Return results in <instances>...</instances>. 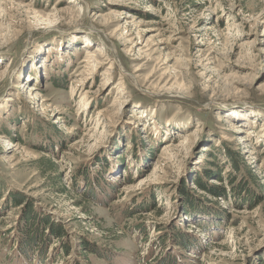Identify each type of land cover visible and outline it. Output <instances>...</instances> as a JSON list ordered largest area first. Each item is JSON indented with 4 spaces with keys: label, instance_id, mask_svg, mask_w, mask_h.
<instances>
[{
    "label": "rangeland",
    "instance_id": "1",
    "mask_svg": "<svg viewBox=\"0 0 264 264\" xmlns=\"http://www.w3.org/2000/svg\"><path fill=\"white\" fill-rule=\"evenodd\" d=\"M2 1L0 264H264V0Z\"/></svg>",
    "mask_w": 264,
    "mask_h": 264
},
{
    "label": "bare ground",
    "instance_id": "2",
    "mask_svg": "<svg viewBox=\"0 0 264 264\" xmlns=\"http://www.w3.org/2000/svg\"><path fill=\"white\" fill-rule=\"evenodd\" d=\"M3 1L2 0H0V3H2ZM60 9H58V8H56L55 7V11H54V13L55 12H57V11H59ZM104 44H106V43H104ZM107 45V44H106ZM96 50H98V49H96ZM101 49H99V54H100V51ZM102 52H103V50H102ZM105 53V52H104ZM97 54V53H96ZM92 56H96V55H93L90 51H89V49L86 51V54L84 55V56H82L81 57V60H80V63L82 64V63H85V64H83V65H81V66H86V63H93L92 65H95V60L93 59L92 60ZM115 57V56H114ZM96 58V57H95ZM117 59V58H116ZM97 61V60H96ZM115 61V60H114ZM113 62V61H112ZM80 67V66H79ZM87 67V66H86ZM81 68V67H80ZM79 69V68H78ZM83 78V77H82ZM89 79V78H88ZM80 82V81H79ZM82 82H83V84H86L87 83V78H85L84 80L82 79ZM78 83V82H77ZM81 85V84H80ZM88 91H86V92H84V96L81 98V99H85V98H88ZM86 102V101H85ZM42 107H44V105L42 104ZM44 110V109H43ZM223 118V117H222ZM235 131H237V132H244L245 131V129H243V127L242 126H239ZM190 135V134H189ZM170 142V141H169ZM167 142V143H164V144H167V145H165V147L162 149L163 151H168V148L170 147V146H173L174 145V142ZM176 144V143H175Z\"/></svg>",
    "mask_w": 264,
    "mask_h": 264
},
{
    "label": "trees",
    "instance_id": "3",
    "mask_svg": "<svg viewBox=\"0 0 264 264\" xmlns=\"http://www.w3.org/2000/svg\"><path fill=\"white\" fill-rule=\"evenodd\" d=\"M217 193H224V192H217ZM31 215H30V213L29 212H27L26 213V215L23 217V219H27V221H29V219H32V218H34V217H30ZM50 231H52V233H54V234H57V236L58 237H60L61 236V232H59V231H56L57 229H55L51 224H50ZM54 231V232H53ZM31 237L35 240L36 239V236H34V230L31 232ZM35 242V241H34ZM65 252L66 253H68V250H65Z\"/></svg>",
    "mask_w": 264,
    "mask_h": 264
}]
</instances>
